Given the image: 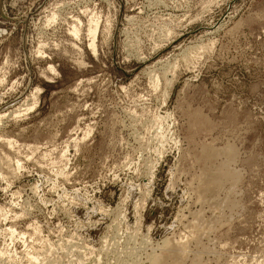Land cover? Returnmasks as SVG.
<instances>
[{"label":"rangeland","instance_id":"rangeland-1","mask_svg":"<svg viewBox=\"0 0 264 264\" xmlns=\"http://www.w3.org/2000/svg\"><path fill=\"white\" fill-rule=\"evenodd\" d=\"M153 263L264 264V0H0V264Z\"/></svg>","mask_w":264,"mask_h":264},{"label":"bare ground","instance_id":"bare-ground-1","mask_svg":"<svg viewBox=\"0 0 264 264\" xmlns=\"http://www.w3.org/2000/svg\"><path fill=\"white\" fill-rule=\"evenodd\" d=\"M51 18H53V16L51 17ZM50 18V19H51ZM96 30H97V21L96 20H91V24H90V26H89V28H88V34L90 35V44H89V46L91 47V49H92V51L94 52L96 49H95V45H94V39H95V33H96ZM73 32H74V34H76L79 30L77 29V27H75V26H73V30H72ZM72 32V33H73ZM51 70H53V68H50ZM33 104H36L35 102L33 103ZM32 104V105H33ZM34 106V105H33ZM33 106H29L28 107V109H31ZM213 216V215H212ZM14 230V229H13ZM147 234V233H146ZM13 235V234H12ZM164 241V240H163ZM167 242V241H166ZM165 243V242H164ZM35 257V256H34ZM34 257H32L33 258V260H35V258ZM179 257V256H178ZM175 258V257H174ZM181 258V257H180ZM156 260V259H155ZM154 260V261H155ZM176 260H177V262L179 261V258H176ZM173 261H174V259H173ZM150 262H153V260L152 261H150ZM172 262V261H171ZM176 262V263H177ZM163 263V262H162ZM175 263V264H176ZM154 264V263H153ZM158 264V263H157ZM180 264V263H179Z\"/></svg>","mask_w":264,"mask_h":264}]
</instances>
